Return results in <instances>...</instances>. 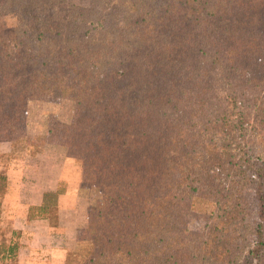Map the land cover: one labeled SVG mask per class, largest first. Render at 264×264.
Here are the masks:
<instances>
[{"label": "trees", "instance_id": "1", "mask_svg": "<svg viewBox=\"0 0 264 264\" xmlns=\"http://www.w3.org/2000/svg\"><path fill=\"white\" fill-rule=\"evenodd\" d=\"M0 10L48 19L0 32L1 137L14 150L39 87L69 92L78 107L64 125L68 148L103 189L66 264H240L244 252L264 264V225L250 239L244 194L256 187L264 207V0H3ZM69 190L59 182L28 219L59 226ZM19 234L0 232L8 264Z\"/></svg>", "mask_w": 264, "mask_h": 264}, {"label": "rangeland", "instance_id": "2", "mask_svg": "<svg viewBox=\"0 0 264 264\" xmlns=\"http://www.w3.org/2000/svg\"><path fill=\"white\" fill-rule=\"evenodd\" d=\"M2 1L3 0H0V4ZM68 1L70 4L80 7H87L90 2V0ZM66 12L67 9H60L59 13L65 14ZM30 13L18 14L15 16L12 13H6V11L0 10V32L3 33L5 31V33L9 32L10 35H12L15 33L17 27L33 28L34 30L36 29V31L41 27H48L46 24L48 19H43L40 15ZM102 20L104 24L106 18H102ZM86 26L87 29H95L98 24L95 19H90L87 21ZM76 76L78 75L73 72H68L65 74L64 79L68 80ZM79 79L82 81V77ZM215 80H217V77H214V81ZM230 81L231 80L228 79V82ZM188 83L190 82L184 81L182 84L187 85ZM52 89L53 88H50V84H47L46 88L39 87L35 91V95L29 98L27 105V133H25L24 136L19 135V140L15 139L16 143L14 150H12L11 143L5 140L4 136L1 137L2 135H0V167L3 166L6 168L5 172H8L9 181L6 191L8 192L9 188L12 196H14L13 198L17 197V201H22L20 202L21 206H24V201L28 199L33 200L38 197V191L36 190L42 187V185L54 186L57 182H64L74 195L69 202H67L66 209L62 211L61 215L71 220L74 219L78 230L87 222L88 211L93 208L97 201L102 199L103 189L97 185L93 170L89 169V167H84L73 148H68L67 137L70 135L65 133L64 125L73 123L78 101L73 99L69 92L60 94L58 91ZM219 91H228V86L225 89L220 88ZM156 93L157 92L154 91L153 94L150 95V102L156 101ZM221 94L224 95V92H221ZM151 109L152 106L150 105V110ZM184 118L185 116L183 115L182 120ZM49 128H52L51 134H49ZM13 133L14 137L18 136L19 130L17 129ZM48 135L50 137L49 139ZM30 142L32 143L31 147H27V144ZM34 144L38 146H33ZM151 145L152 143H150V148ZM165 145L167 146V144ZM143 147L149 148V145L145 144ZM34 151L41 152H37V154L34 153ZM192 157L198 159L195 154ZM207 160H209V162L206 163L208 165L211 163L210 161H213V159ZM195 169L196 168L193 170ZM197 169L200 172L202 171L199 167H197ZM222 170H224L227 175L233 174V162L224 163V168ZM12 184L15 187L13 188L14 191H12ZM18 189H21V192H18ZM16 191L18 193H16ZM3 192L4 190L0 191V195H2ZM256 192V187H251L250 190L244 193L247 197L246 205L249 212V215H246V217L253 222L252 228L248 230L250 239L254 237L252 232L256 228L255 223H262L264 225V211L261 213L264 207L258 204ZM14 214H18L17 207L15 211L8 213V217ZM11 227L10 218H7L6 223L0 224V232L6 233ZM240 234H243V228L240 229L238 235ZM71 245L72 249H75L76 240ZM241 258L240 264H254L252 256L250 257V254L247 252H244ZM10 264H14V262Z\"/></svg>", "mask_w": 264, "mask_h": 264}, {"label": "crops", "instance_id": "3", "mask_svg": "<svg viewBox=\"0 0 264 264\" xmlns=\"http://www.w3.org/2000/svg\"><path fill=\"white\" fill-rule=\"evenodd\" d=\"M58 183L59 182L54 186L42 185V187L36 190L38 191V197L33 200L28 199L24 201V206H21V200L17 201V197L13 198L14 196H12L8 188L3 204L5 209L4 217L6 219L10 218L12 228L17 230L20 233L19 235H21L14 264H66L68 261L69 253L72 250L71 244L76 240L75 235L78 227H76L74 219H68L64 215H61V213L66 209L67 202H69L74 195L71 189L68 193L60 197L59 226L52 227L50 222L46 219H28L29 207L41 205L44 193L55 190ZM11 186L12 191H14V185L12 184ZM17 191L21 192V189ZM17 191L16 193H18ZM15 206L18 208V214L8 217L9 212L16 210ZM6 242L9 244V238ZM1 243L0 240V244ZM0 264H8L3 256H0Z\"/></svg>", "mask_w": 264, "mask_h": 264}]
</instances>
